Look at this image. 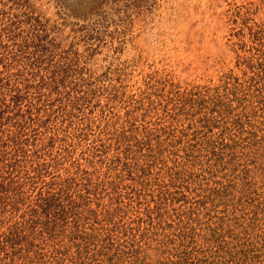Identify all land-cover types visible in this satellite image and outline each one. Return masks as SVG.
Segmentation results:
<instances>
[{
    "label": "rangeland",
    "instance_id": "1",
    "mask_svg": "<svg viewBox=\"0 0 264 264\" xmlns=\"http://www.w3.org/2000/svg\"><path fill=\"white\" fill-rule=\"evenodd\" d=\"M2 81L10 96L22 89L23 111L38 104L40 111L33 112L44 122L40 130L56 138L50 159L57 166L44 176L46 182L36 184L35 194L44 184L43 189L51 183L60 187L83 163L78 174L83 182L88 177L107 180L106 172L114 179L120 173L118 190L128 203L132 188L141 186L134 185L123 164L111 172L108 166L117 157L143 164L145 159H133V154L127 158L128 143L145 154L147 146L140 141L149 132L166 138L163 129L183 130L186 140L195 143L219 139L228 127L230 136L240 138L239 167L247 165L254 182L246 198L257 209L238 205V219L226 220L224 228L233 235L226 237L232 256L216 251V243L200 241L189 248H194L190 261L197 263L200 257V264H264V0H0ZM197 85L209 94L184 105L185 91H202ZM29 124L30 129L36 126ZM125 132L127 138L120 141ZM252 141L256 146L245 148ZM75 191L73 186L68 194L74 198ZM90 196L85 207L100 210L111 203L110 195L101 206L100 194ZM154 205L148 196L135 201L124 216V223L149 231L138 245L131 236L115 234L122 264H176L184 251L170 225L178 221L174 208L185 205L167 207L165 228L158 232L147 222L138 223L139 212ZM8 213L0 215V235L17 215ZM85 221L89 230L94 220ZM91 255L84 257L86 264L107 263L105 256Z\"/></svg>",
    "mask_w": 264,
    "mask_h": 264
},
{
    "label": "trees",
    "instance_id": "2",
    "mask_svg": "<svg viewBox=\"0 0 264 264\" xmlns=\"http://www.w3.org/2000/svg\"><path fill=\"white\" fill-rule=\"evenodd\" d=\"M7 84L4 81L0 83V215L16 212L17 215L11 218L17 219L13 221L10 218L12 222L0 235V264H86L84 257L88 258V254H92L91 257L105 256L106 264H122V255H118L122 249L117 245L119 238L115 234L131 236L133 245H138L140 240L147 237L148 227L136 229L124 223L123 219L135 201L144 202L148 196L152 197L155 205L139 212L138 223L147 222L157 232L159 228H165V218L169 214L167 207L179 202L185 205L174 208L180 209V212L175 211L178 221L170 225L174 227L171 235L180 239V245L184 247L176 264H200V257L197 263L190 261L194 248L189 250L192 244L200 241L216 243V251L232 256L227 249L231 242L226 241V237L233 235L231 230L224 228L226 220L238 219V205L244 209L253 206L252 212L257 206L246 198V193L254 185L250 179L251 170L247 169V165L240 169L242 156L236 154L241 145L240 138L230 136L228 127L219 139H203L195 143L191 142L194 139L186 140L188 134L183 130L176 134L177 129H163L165 134H169L166 138H163L164 134L149 132L140 141L147 146L145 154L142 153L143 148L136 150L132 143H128L125 150L129 154L127 158L133 154V159H145L143 164L123 163L122 157H117L113 162L115 165H108L111 172L123 164V171L130 172L128 176L134 185L137 183L141 186L132 188L134 195L128 197V203L121 200L118 190L123 180L120 173L114 175V179L106 172L107 180L96 181L94 177H88L83 182L78 177L83 163L77 165L73 176L69 174L63 179L60 187L56 188L51 183L48 189H43L47 185L44 184L35 194L33 189H36V184L46 182L44 176L57 166L58 161L50 159V149L54 147L56 138L45 137L44 131L40 130L44 122L33 112L34 108L40 111L38 104L32 103L23 111L22 89H14L17 92L10 96L8 92L11 90ZM197 88L202 91L183 93L186 96L182 101L184 105L194 100V96L205 97L210 92L198 85ZM29 121L35 122L33 129H30ZM250 134L255 135L254 131ZM125 135L126 132L119 135L120 141L127 138ZM256 144L249 142L245 148L250 149ZM154 169L157 172H153ZM73 186L75 192L78 190L74 198V194H68ZM91 194H100L97 206H101V201L108 195L111 196V203L100 210L85 207L84 200ZM114 203L118 205L114 206ZM213 212L215 215H212ZM208 216L210 219L206 227H202L204 218ZM70 217H73L72 221ZM89 219H93L94 223L86 230L84 222ZM250 226H254V223H250ZM202 250L207 253V249Z\"/></svg>",
    "mask_w": 264,
    "mask_h": 264
}]
</instances>
